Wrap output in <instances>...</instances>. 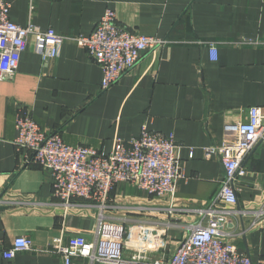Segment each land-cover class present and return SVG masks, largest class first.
I'll list each match as a JSON object with an SVG mask.
<instances>
[{"label":"crops","instance_id":"0c3cea01","mask_svg":"<svg viewBox=\"0 0 264 264\" xmlns=\"http://www.w3.org/2000/svg\"><path fill=\"white\" fill-rule=\"evenodd\" d=\"M11 22L74 38L88 36L107 9L128 30L165 40L145 53L109 89H101L102 71L85 49L66 39L58 55L44 60L32 38L10 79L0 81V264H64L51 253L55 239L83 236L93 241L98 229L95 210L84 206L54 208L50 173L23 164L16 151L15 119L29 117L48 135L70 146L112 150L115 139L138 137L145 125L172 135L182 178L173 196L153 198L128 183L110 192L112 221L165 230V248L155 254L166 261L195 221L193 214L168 217L167 206L196 208L216 195L223 175L218 159L205 160L202 149L232 141L246 111L264 114V47L237 45L241 39L264 37V0H5ZM204 43H214L216 60ZM192 152V156H190ZM237 181V206L257 207L264 199V144L244 160ZM42 203L43 209L17 204ZM144 206L142 213L126 207ZM53 209V210H51ZM250 219L233 220L227 237L252 264H264V226L249 229ZM28 237L37 251L5 260L1 252L14 239ZM125 255H128L125 252ZM70 264H97L74 258Z\"/></svg>","mask_w":264,"mask_h":264},{"label":"built area","instance_id":"2783aa9c","mask_svg":"<svg viewBox=\"0 0 264 264\" xmlns=\"http://www.w3.org/2000/svg\"><path fill=\"white\" fill-rule=\"evenodd\" d=\"M30 38L35 52L44 60L56 57L66 39L85 49L102 71L103 91L129 72L145 53L165 43L119 26L110 9L88 36L67 38L52 29L41 31L31 24L22 27L11 22L9 4L0 0V81L13 76ZM236 44L264 47V37L241 39ZM204 45L210 51V60L215 61V44ZM15 130L14 145L23 164L38 165L50 173L53 196L59 201L54 208L68 212L87 206L95 210L98 229L93 241L83 236L70 237L66 242L61 238L54 240L50 252L59 255L64 264H70L74 258L97 264H252L250 256L238 252L227 239L231 235L226 227L233 220L239 222L246 218L250 219V230L257 225L264 226V199L256 208L238 207L236 196L237 181L245 175L244 160L257 144H264V114L260 108L247 109L246 119L237 125L232 141L202 149L205 160L216 158L223 168L213 199L192 209L170 205L162 209L168 217L193 214L196 218L166 261L155 256L165 248V230L134 223L124 228L114 223L115 210L108 200L119 183H128L156 199L173 196L175 183L182 178V173L177 160L178 146L172 135L152 132L143 125L138 137L128 142L115 139L112 150L104 153L88 146L67 145L59 136L44 133L29 117L18 115ZM4 203L0 200V206ZM17 204L43 210H48L43 206H49L25 198ZM126 209L128 213L145 210L144 206ZM31 251H37L32 241L21 236L1 256L12 260L19 253Z\"/></svg>","mask_w":264,"mask_h":264}]
</instances>
